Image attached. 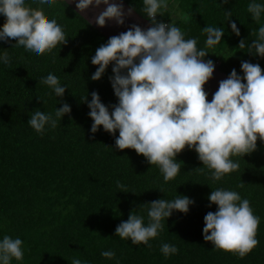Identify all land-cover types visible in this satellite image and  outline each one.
<instances>
[{"label":"trees","instance_id":"obj_1","mask_svg":"<svg viewBox=\"0 0 264 264\" xmlns=\"http://www.w3.org/2000/svg\"><path fill=\"white\" fill-rule=\"evenodd\" d=\"M137 14L144 13L143 0H124ZM264 2V0H259ZM30 6L39 7L31 3ZM250 0H171L157 22L174 23L185 38H196L204 48L206 26L221 27L222 41L208 49L205 60L230 76L233 69L243 77L241 62L259 64L264 71V58L239 48L241 40L250 45L261 24L247 11ZM46 18L56 19L66 34L67 43L51 53L35 56L23 47H12L16 41L0 42V54L7 51L10 63H0V239L8 235L24 242L22 261L12 264H72L74 258L84 264H264V142L257 141L255 152L238 160L237 171L222 181L211 182L197 153L187 147L176 157L182 162L181 174L165 182L157 165L132 149L119 150L115 136L103 130L93 134L89 117L91 94L112 111L118 99L114 94L109 65L99 81L91 76L97 67L91 63L96 50L108 39L95 30L63 0L43 9ZM237 24L240 36L231 30ZM6 18L0 16V27ZM49 73L56 75L64 96L56 97L41 83ZM87 96V102L83 99ZM69 104L71 113L57 126L37 133L28 125L31 113L39 109L53 113ZM197 169V170H196ZM237 191L247 199L260 218L256 238L259 243L249 254L216 249L204 240V217L215 213L216 205L208 200L212 190ZM194 201L187 214L174 212L164 221L160 235L149 241L151 247L133 245L115 235L117 226L129 215H142L147 223V206L158 199L172 200L176 195ZM162 243L178 248V253L165 257ZM116 252L107 260L102 251Z\"/></svg>","mask_w":264,"mask_h":264},{"label":"clouds","instance_id":"obj_2","mask_svg":"<svg viewBox=\"0 0 264 264\" xmlns=\"http://www.w3.org/2000/svg\"><path fill=\"white\" fill-rule=\"evenodd\" d=\"M57 0H31L39 7L30 6L29 0H0V16L6 22L0 27V42L15 40L12 47H23L28 53L40 56L51 53L58 45L67 43L66 34L56 19H48L43 11ZM65 3V0H63ZM80 13L90 6L105 5L106 9L96 18L99 27L114 20L118 25L125 23L122 0H73ZM229 3V0H224ZM144 13L151 21L147 30L138 25L118 36L111 37L106 45L99 47L91 59L97 67L91 76L99 81L109 65L112 67L110 82L118 104L112 111L106 107L98 93L87 96L89 117L94 122L91 132L95 134L101 126L107 133L119 136L115 146L119 150L132 149L146 158L151 165H157L165 182L181 174L182 162L176 157L187 147L194 150L203 167L208 170L211 182L223 178L239 169L238 160L257 149V141L264 142V71L259 64L241 62L243 77L233 69L230 76L220 82L218 90L209 102L204 85L213 77L215 64L205 60L208 49L215 48L222 41L225 31L221 27L206 26L205 47H197L196 38H185V33L174 23L157 22L163 15L169 0H143ZM129 9L127 15L132 14ZM247 11L252 19L260 23L264 16V2L250 0ZM232 32L239 37L240 31L231 22ZM256 39L249 45L241 40L239 48H248V53L264 58V24L255 33ZM7 51L0 54V63L9 64ZM41 83L63 97L67 89L59 78L49 73ZM71 113L69 104L64 103L53 113L39 109L31 113L28 125L43 134L46 128H55L57 122ZM197 170V169H196ZM211 205L217 206L215 213L204 217V240L216 249L236 253L240 257L257 247L256 238L260 218L254 214L250 202L242 199L234 190L217 188L208 197ZM194 201L186 196L176 195L172 200L158 199L147 206V223L142 215H129L121 222L115 235L129 240L133 245L144 244L157 238L164 228V221L174 212L187 214ZM161 253L167 258L178 253V248L162 243ZM25 254L24 242L5 235L0 239V264L22 261ZM107 260H115L116 252L102 251ZM72 264H84L74 258ZM118 264V262H117Z\"/></svg>","mask_w":264,"mask_h":264},{"label":"water","instance_id":"obj_3","mask_svg":"<svg viewBox=\"0 0 264 264\" xmlns=\"http://www.w3.org/2000/svg\"><path fill=\"white\" fill-rule=\"evenodd\" d=\"M117 2H120V0H117ZM65 3L68 4L79 16H81L88 24H90L95 30H97L108 40L111 37L118 36L122 32H126L132 25H138L144 30H147L152 26L147 19L137 14L124 0H122V3L125 11V23L123 25H118L114 20L106 21L104 27H99L95 22V18L106 9L105 5H100L99 8L93 5L90 6V8L85 12L80 13L79 10L76 9L73 0H65ZM129 9L133 10L130 16L127 15ZM228 77V75L221 72L217 65H215L213 77L204 85V91L207 93V99L209 102L212 100L213 95L218 90L220 82L226 80Z\"/></svg>","mask_w":264,"mask_h":264},{"label":"rangeland","instance_id":"obj_4","mask_svg":"<svg viewBox=\"0 0 264 264\" xmlns=\"http://www.w3.org/2000/svg\"><path fill=\"white\" fill-rule=\"evenodd\" d=\"M169 2H171V0H169Z\"/></svg>","mask_w":264,"mask_h":264}]
</instances>
